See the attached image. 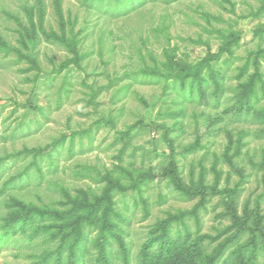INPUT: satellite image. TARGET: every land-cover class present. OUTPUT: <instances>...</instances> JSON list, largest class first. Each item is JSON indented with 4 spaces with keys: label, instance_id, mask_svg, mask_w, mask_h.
<instances>
[{
    "label": "rangeland",
    "instance_id": "obj_1",
    "mask_svg": "<svg viewBox=\"0 0 264 264\" xmlns=\"http://www.w3.org/2000/svg\"><path fill=\"white\" fill-rule=\"evenodd\" d=\"M133 2L124 14L111 0H0V42L11 50L0 44V264H37L55 248L31 226L4 235L11 215L101 195L110 177L122 186L111 195L132 264L155 225L194 208L201 185L198 223L185 219L192 252L209 255L234 232L219 193L232 190L237 214L250 218L225 254L258 225L244 253L264 264V0ZM211 55L203 76L213 70L216 81L191 98L142 74L165 75L169 60L182 72Z\"/></svg>",
    "mask_w": 264,
    "mask_h": 264
},
{
    "label": "trees",
    "instance_id": "obj_2",
    "mask_svg": "<svg viewBox=\"0 0 264 264\" xmlns=\"http://www.w3.org/2000/svg\"><path fill=\"white\" fill-rule=\"evenodd\" d=\"M94 1L100 2L102 0ZM111 1L116 7L114 10H117V12H119V9H123L124 12L134 8L132 6L133 0ZM126 11L124 14L127 13ZM0 44L6 52L11 51L2 41ZM216 57V55H211L204 58L191 69L182 72L176 71L172 60H169L164 64L165 75L158 69L143 71L142 74L161 76L166 81L177 84L181 92L188 88L191 98L194 87L197 88L198 92L202 91V85L207 82L206 78L213 82L216 81L217 75L213 70H208L207 77L203 76V71L208 67L209 62L215 60ZM253 95L254 82H250L241 92L238 103L249 107L248 100ZM145 178V176L139 177L133 184V188L141 191L146 182ZM107 181L109 186L101 195H88L83 192V196L68 197V206L64 209L30 208L11 215L7 223L2 226L4 235H12L17 230H23L25 227L31 226L32 238L43 235L46 243H54L55 248L53 251L44 254L37 264H116L117 261L119 264H132L130 250L125 240L126 230L124 224L127 220L116 209L111 195L113 189H122V186L117 179L112 177ZM175 186L180 189L179 191H182L179 182L175 183ZM207 190L203 185L196 187L193 193L200 196L201 199L193 209L180 211L174 215L169 214L166 220L155 225L148 241L139 252L138 264H252L245 258L244 252L255 242V235L259 231L258 225L251 230L247 228L250 230L251 236L254 234V238L252 237L250 242L225 254L229 248L237 246V243L246 232L245 226L250 218L247 214L242 216L237 214L234 205L235 193L232 190H223L219 193H222V202L226 214L232 222L228 230H234V232L215 247L209 255L204 256L192 252L194 246L198 243L190 240L185 219L192 217L195 219L196 224L198 223V213L204 205ZM260 220L256 221L257 224L261 222ZM173 225L175 227L180 226L185 233L183 234L181 230H176L175 234L172 233ZM261 232L264 236V230ZM113 247L116 249L115 255L112 252ZM189 251L194 257L188 262L175 261V257L179 254H185ZM88 255H91V259Z\"/></svg>",
    "mask_w": 264,
    "mask_h": 264
}]
</instances>
